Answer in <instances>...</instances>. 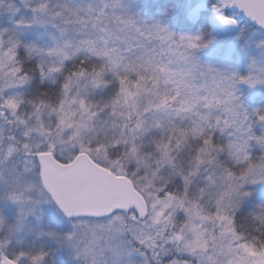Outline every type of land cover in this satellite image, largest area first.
Segmentation results:
<instances>
[{"label":"snow or ice","instance_id":"obj_1","mask_svg":"<svg viewBox=\"0 0 264 264\" xmlns=\"http://www.w3.org/2000/svg\"><path fill=\"white\" fill-rule=\"evenodd\" d=\"M0 264H264V0H0Z\"/></svg>","mask_w":264,"mask_h":264}]
</instances>
